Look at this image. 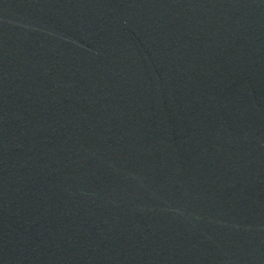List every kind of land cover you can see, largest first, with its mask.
I'll list each match as a JSON object with an SVG mask.
<instances>
[{
  "label": "water",
  "instance_id": "95a60500",
  "mask_svg": "<svg viewBox=\"0 0 264 264\" xmlns=\"http://www.w3.org/2000/svg\"><path fill=\"white\" fill-rule=\"evenodd\" d=\"M0 264H264V0H0Z\"/></svg>",
  "mask_w": 264,
  "mask_h": 264
}]
</instances>
